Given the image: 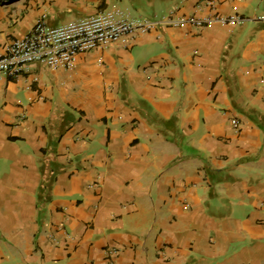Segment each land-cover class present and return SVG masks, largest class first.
I'll list each match as a JSON object with an SVG mask.
<instances>
[{
  "label": "crops",
  "instance_id": "1",
  "mask_svg": "<svg viewBox=\"0 0 264 264\" xmlns=\"http://www.w3.org/2000/svg\"><path fill=\"white\" fill-rule=\"evenodd\" d=\"M110 7L158 21L0 77V264H264V0H0V56Z\"/></svg>",
  "mask_w": 264,
  "mask_h": 264
},
{
  "label": "built area",
  "instance_id": "2",
  "mask_svg": "<svg viewBox=\"0 0 264 264\" xmlns=\"http://www.w3.org/2000/svg\"><path fill=\"white\" fill-rule=\"evenodd\" d=\"M160 18L173 26L191 24L201 27L209 21L207 17H174L172 13ZM242 19V16L234 14L222 21L235 23ZM157 21L158 19L129 17L119 7L105 8L56 26L49 25L42 16L30 32L13 39L0 56V77L3 74L15 76L25 64L33 61L50 67H72L81 53L110 45H130L136 33L151 31ZM231 122L238 129L239 120L232 118Z\"/></svg>",
  "mask_w": 264,
  "mask_h": 264
}]
</instances>
